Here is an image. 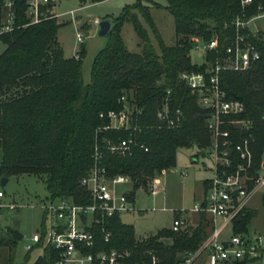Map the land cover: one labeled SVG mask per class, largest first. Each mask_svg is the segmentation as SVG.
Here are the masks:
<instances>
[{"label":"trees","instance_id":"obj_1","mask_svg":"<svg viewBox=\"0 0 264 264\" xmlns=\"http://www.w3.org/2000/svg\"><path fill=\"white\" fill-rule=\"evenodd\" d=\"M5 1L0 0V30L6 22ZM10 1L13 29L0 33V43L4 46L0 53L1 179L38 177L44 180L51 199L72 198L79 203L78 197L84 193L80 180L92 165L95 143L132 138L147 151L134 146L131 155L124 158L105 152L103 165L110 176L123 175L129 179L132 190L127 193L133 201L137 185L143 186L161 171L175 168L179 148L202 150L210 144L206 112L196 105L178 77L184 71L206 67L192 62L191 38L210 41L217 37L222 46L232 36V30L224 26L239 12L238 0H164L163 8L174 20L172 46H165L160 39L150 18V7L144 0H137L109 21L108 41L92 62L88 84L82 78L84 48H80L78 59L65 58L57 41L59 23L48 18L30 25L26 17L27 0ZM254 1L264 5V0ZM152 6L160 5L152 3ZM47 10L43 8L48 17ZM139 18L156 35L159 51L150 44ZM126 20L131 22L139 39V53L127 51L121 39V27ZM258 47L261 58L252 70L221 75L228 96L246 107L240 122L253 128V176L260 170L264 152V44ZM206 61H211L210 55ZM168 91L169 108L181 111L182 123L174 129H158L155 115ZM123 96L142 109V115L132 123L139 129L107 131L97 137L96 129L106 124L99 119V113L119 110V99ZM206 189L204 182V193ZM194 216L195 224L184 231L173 233L164 229L142 242L135 239L132 227L116 216L108 221L112 234L109 246L139 252L150 249L162 264H177L183 255L197 251L212 231L213 226L204 214ZM255 216L256 212L246 208L232 222V233H247ZM1 228L0 264H16L15 250L21 235L15 227Z\"/></svg>","mask_w":264,"mask_h":264},{"label":"built area","instance_id":"obj_2","mask_svg":"<svg viewBox=\"0 0 264 264\" xmlns=\"http://www.w3.org/2000/svg\"><path fill=\"white\" fill-rule=\"evenodd\" d=\"M56 0H27L26 17L30 25L38 24L44 19L62 17L53 11ZM106 0H100L103 2ZM239 12L224 28L232 30V36L223 41L221 46L217 37L203 41L191 38L193 50L206 67L199 71H184L178 81L194 97L196 105L206 112V128L210 133V144L203 148L201 154L209 159L210 166L205 167L210 173L206 192L202 199L188 211L174 213L170 231L179 233L190 224L189 218L204 214L213 220V228L208 239L193 253L185 254L177 264H196L199 257L206 253L207 264H241L254 262L264 251V238L260 235L232 233V222L246 208L254 193L264 186V178L251 174L253 167V145L255 142L253 128L249 123L240 122L246 113L243 102L229 97L222 87L223 73L244 74L252 70L260 61L259 44H264V5L255 4L254 0H238ZM6 22L0 33L11 32L13 27L12 2L6 0ZM50 7V8H49ZM43 8H48L45 13ZM71 22L75 23L74 12H69ZM100 21L93 25L99 28ZM76 40L82 45L83 36L76 32ZM211 56L207 62L206 57ZM79 58L78 52L74 56ZM168 91L161 108L155 115L156 128L174 129L182 123L180 110H170ZM121 108L99 113L100 120L106 124L96 129L97 137L107 131H137L132 125L142 115V109L130 103L125 96L119 99ZM147 149L137 144L132 138L114 142L103 139L102 144L95 143L92 165L88 173L80 180L84 190L78 202L72 198H49L41 205L44 219L41 225L28 239L24 247L27 253L38 250L36 258L41 264H162L160 257L150 249L139 252L137 249L110 247L112 234L108 221L116 216L143 211L134 209L128 193L120 192L119 186L129 184L123 175L110 176L103 165L105 152L124 158L131 155L133 147ZM264 170V160L260 163ZM164 171V170H163ZM162 172V171H161ZM160 172V173H161ZM158 173V174H160ZM150 178L145 189L147 195L156 198L162 191V184L157 175ZM185 178L187 173L180 172ZM4 194L0 192V228L5 212L15 207L3 202ZM221 220L220 226L216 221ZM231 226V234L226 240H220L223 230ZM144 239L137 241L142 242Z\"/></svg>","mask_w":264,"mask_h":264},{"label":"rangeland","instance_id":"obj_3","mask_svg":"<svg viewBox=\"0 0 264 264\" xmlns=\"http://www.w3.org/2000/svg\"><path fill=\"white\" fill-rule=\"evenodd\" d=\"M137 0H56L53 11L56 15L62 16L58 20L60 26L57 32V41L63 50L65 58H73L80 48H84L85 55L82 59V78L85 84L90 82V71L94 58L106 46L108 38L98 36L99 28L93 25L94 20L113 21L121 15L126 7H132ZM144 4L150 7V18L157 30V33L165 46L174 44V20L173 17L163 8L166 5L164 0H144ZM152 3L160 5L152 6ZM69 12H74L75 23L71 22ZM145 28L150 44L159 51V43L156 35L148 23L139 18ZM80 30L83 36V43L80 45L76 40V32ZM121 39L127 51L139 53V39L137 38L132 24L129 20L123 22ZM4 46L0 43V53ZM192 62L197 66L202 59L195 53H191ZM264 160V152L262 155ZM1 162V152H0ZM210 166V161L201 154L197 148H179L175 155V168L171 171H162L157 178L162 184L163 191L156 198L147 195L145 187L138 186L133 193L134 209L143 211L142 216L138 212L121 215L120 221L133 229L135 239H144L156 235L159 231L170 229L177 211L188 212L195 203L203 197L202 182L209 178L210 173L205 167ZM187 173V177L180 176V172ZM257 176L264 178V170H259ZM1 180V177H0ZM120 192L127 193L132 190L131 183L118 187ZM0 192L4 194L3 202L13 205V211L5 212L1 219V227H15L21 235V241L15 250L16 264H34L39 255L38 250L27 253L24 247L28 239L41 225L44 215L41 205L50 197L47 192L44 180L22 175L8 179V182L1 187ZM264 186L260 187L248 202V208L256 216L251 220L248 227L250 234L260 235L264 238V209L262 198ZM213 226V220L207 217ZM196 217L189 218L190 224H195ZM221 220L216 221L220 226ZM1 228V229H2ZM231 234V226L228 225L222 232L220 240H226ZM196 264H207L206 253H203ZM251 264H264V251L260 257Z\"/></svg>","mask_w":264,"mask_h":264},{"label":"water","instance_id":"obj_4","mask_svg":"<svg viewBox=\"0 0 264 264\" xmlns=\"http://www.w3.org/2000/svg\"><path fill=\"white\" fill-rule=\"evenodd\" d=\"M110 29V23L109 21H102L99 24V31H98V36L100 37H105ZM8 182L7 179H1L0 180V186L3 187L6 183ZM145 182L143 183V186H145Z\"/></svg>","mask_w":264,"mask_h":264},{"label":"crops","instance_id":"obj_5","mask_svg":"<svg viewBox=\"0 0 264 264\" xmlns=\"http://www.w3.org/2000/svg\"><path fill=\"white\" fill-rule=\"evenodd\" d=\"M206 179H204L203 180V182H202V187H203V190H204V181H205ZM203 194H204V191H203ZM253 263V262H252ZM251 264V263H250Z\"/></svg>","mask_w":264,"mask_h":264}]
</instances>
